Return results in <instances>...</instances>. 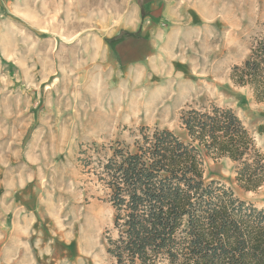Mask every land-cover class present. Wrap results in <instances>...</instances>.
<instances>
[{
  "label": "rangeland",
  "instance_id": "1",
  "mask_svg": "<svg viewBox=\"0 0 264 264\" xmlns=\"http://www.w3.org/2000/svg\"><path fill=\"white\" fill-rule=\"evenodd\" d=\"M146 1L0 0V264L115 263L114 210L82 152L133 146L142 128L186 140L182 112L216 104L264 154V104L230 80L264 33V0H182L155 22ZM205 167L264 209L235 164Z\"/></svg>",
  "mask_w": 264,
  "mask_h": 264
},
{
  "label": "trees",
  "instance_id": "2",
  "mask_svg": "<svg viewBox=\"0 0 264 264\" xmlns=\"http://www.w3.org/2000/svg\"><path fill=\"white\" fill-rule=\"evenodd\" d=\"M230 80L264 104V33ZM180 122L186 140L142 128L133 146L116 142L82 152L84 168L105 186L114 210L108 255L114 264H264V209L207 181L205 167L208 158L227 159L237 185L258 191L264 154L255 137L232 109L216 104L189 108Z\"/></svg>",
  "mask_w": 264,
  "mask_h": 264
},
{
  "label": "crops",
  "instance_id": "3",
  "mask_svg": "<svg viewBox=\"0 0 264 264\" xmlns=\"http://www.w3.org/2000/svg\"><path fill=\"white\" fill-rule=\"evenodd\" d=\"M182 0H147L144 4L146 9L144 10V21L145 20H153L155 21H165L171 18H175L176 12L175 8L180 7V2ZM145 40L148 41L147 36H142ZM149 43V42H148ZM150 45H152L150 43ZM150 52L148 53V56ZM134 61L140 60L138 58L132 59Z\"/></svg>",
  "mask_w": 264,
  "mask_h": 264
}]
</instances>
